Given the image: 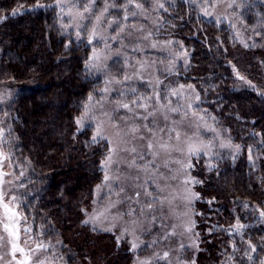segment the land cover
<instances>
[{
  "label": "trees",
  "instance_id": "1",
  "mask_svg": "<svg viewBox=\"0 0 264 264\" xmlns=\"http://www.w3.org/2000/svg\"><path fill=\"white\" fill-rule=\"evenodd\" d=\"M54 1L0 0V80L10 95L3 144L22 163L18 209L59 264H133L129 250L84 222L108 148L78 132L76 118L101 85L88 72L89 48L62 34ZM161 17L160 37L189 52L186 80L198 86L203 109L243 151L211 164L201 158L192 170L195 262L264 264V5L241 16L253 37L247 49L230 26L202 19L186 3Z\"/></svg>",
  "mask_w": 264,
  "mask_h": 264
},
{
  "label": "rangeland",
  "instance_id": "2",
  "mask_svg": "<svg viewBox=\"0 0 264 264\" xmlns=\"http://www.w3.org/2000/svg\"><path fill=\"white\" fill-rule=\"evenodd\" d=\"M176 2L188 4L204 20L230 26L243 49L252 45L253 37L246 33L241 16L252 5H264V0L53 3L58 9L62 34L89 48L88 72L101 85L96 96L86 103L87 109L85 105L76 118V129L90 131L93 138L100 125L103 138L93 141L107 145L102 162L109 155L112 157L107 169L101 166L102 181L93 191L90 207L84 209V222L88 221L85 224L90 230L112 236L118 245L129 250L133 264H196L200 243L196 229L198 180L192 170L194 173L201 158L211 164L222 157L243 154L226 129L218 127L203 109L198 86L186 80L189 52L185 45L174 37H160L164 22L161 14ZM101 12L104 15L97 24L96 17ZM94 26L96 36L92 37ZM94 50L97 59H93ZM6 87V82L0 80V153L7 157L0 161V171L11 173L4 177L11 181L3 184L5 200L16 196L14 203L18 205L22 163L3 144L7 127L3 105L10 96ZM124 104L129 107L124 108ZM81 118L83 123L78 125ZM149 143L153 144L152 149ZM162 144L167 147L161 148ZM190 148L198 151L192 154ZM189 164L191 167H187ZM16 211L21 212L18 206ZM0 220H4L2 209ZM25 227L23 218L20 245L31 256L30 264L41 259L45 264H59L48 249L28 251L39 240L31 230L25 234ZM0 236L5 237L4 246L0 247V264H9L10 245L2 226ZM16 255L22 258L19 253Z\"/></svg>",
  "mask_w": 264,
  "mask_h": 264
},
{
  "label": "snow or ice",
  "instance_id": "3",
  "mask_svg": "<svg viewBox=\"0 0 264 264\" xmlns=\"http://www.w3.org/2000/svg\"><path fill=\"white\" fill-rule=\"evenodd\" d=\"M59 2V0H58ZM137 7H139V5H137ZM161 7H163V5H161ZM89 9L86 7L85 11H88ZM107 11V5L104 9V12ZM104 12H101V14L99 16L96 17V21L97 24H99V22L101 21ZM16 14V10L13 11V15ZM83 18V17H81ZM79 27V25H78ZM121 31H123V29H121ZM79 35V33H78ZM96 36V32H95V26L93 28V32H92V37ZM92 37L89 38V43H92ZM97 54L94 50V54H93V59H97ZM241 79H243V77H239ZM91 99V97L89 98ZM87 105L85 106V108L87 109ZM124 108H128L129 106L127 104L123 105ZM83 123L82 118L77 120V124L80 125ZM133 131H136V129H133ZM97 137H101V128L100 125H97V129H96V135L93 137V140L95 141L97 139ZM177 137H179V134H177ZM223 146V145H222ZM149 149L153 148V144L149 143L148 145ZM161 148H166L167 145L166 144H162L160 145ZM111 151H114V149H112ZM133 151H135L133 149ZM189 151L192 154H196V152L198 151L197 149H192L190 148ZM7 159L6 156H4L3 153H0V161H3ZM112 162V157L111 155H109L103 162H102V168L107 169L109 167V165ZM187 167H191V164L187 165ZM11 175V173H5L0 171V209L3 210V216H4V220H0V226H2L3 231L6 233L7 235V243L10 245V255L12 256V260L9 261V264H30L31 261V256L28 255V252H26L25 248L22 247L20 245V232H21V220L23 219L22 217V213L16 211L17 208V203H14L17 201V197L16 196H12L11 199L9 200H5V196L7 195V193L5 191H3V184L4 183H11V181H5L4 177ZM21 175H23V173H21ZM109 179L108 175H105V181H107ZM261 215L264 216V212H261ZM93 220L96 219V217L92 218ZM85 223H88V221H85ZM237 227H242L240 225H237ZM30 232V228L25 227L24 228V233L27 234ZM5 243V237L4 236H0V247H3ZM25 243H27V241H25ZM36 247L34 249H29L28 251L30 252H39L41 250L46 251L48 248V245H45L43 241H36ZM133 249L136 248V245L133 244ZM17 253L20 254V257L22 258H18L17 257ZM167 255V254H165ZM3 259V256H0V260ZM36 264H45V261L43 259L38 260L36 262ZM141 264H146V262H141Z\"/></svg>",
  "mask_w": 264,
  "mask_h": 264
}]
</instances>
